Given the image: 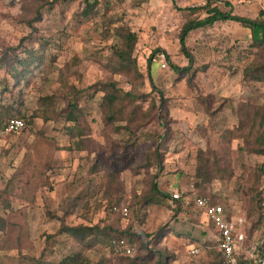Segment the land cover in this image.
<instances>
[{"label": "rangeland", "instance_id": "rangeland-1", "mask_svg": "<svg viewBox=\"0 0 264 264\" xmlns=\"http://www.w3.org/2000/svg\"><path fill=\"white\" fill-rule=\"evenodd\" d=\"M52 1L0 0V127L8 119L27 124L0 147V264H59L76 252L90 264H120L104 244L85 248L60 234L61 222L147 236L130 241L132 257L150 252L145 264L159 255L165 264H222L200 211L170 199L155 203L153 182L168 197L177 192L188 202L201 196L224 206L243 221L247 242L264 239V157L252 152L264 141V82L244 80L247 66L264 63L263 47L251 29L218 21L187 36L188 74L180 79L170 68L188 64L182 26L206 17L203 9H183L210 4L264 21V0H98L87 18L83 0L45 5ZM122 26L136 35L140 76L103 66ZM155 50L161 58L148 70ZM109 82L136 94L141 127L105 122L101 90ZM72 95L77 122L66 119ZM197 167L216 178L202 183ZM113 207L127 208L128 216Z\"/></svg>", "mask_w": 264, "mask_h": 264}, {"label": "trees", "instance_id": "trees-1", "mask_svg": "<svg viewBox=\"0 0 264 264\" xmlns=\"http://www.w3.org/2000/svg\"><path fill=\"white\" fill-rule=\"evenodd\" d=\"M59 0H54L50 3L45 2V5L52 6L53 3L58 2ZM83 3L85 4L84 9L82 11L81 16L82 17H89L92 15L94 8L96 5H98V0L90 1V0H83ZM198 9L205 10L206 17L203 19H197V20H189L187 21L181 28L180 35H179V43L181 47V52L184 54V56L188 60L187 66L183 68H179L176 65L170 64V68L172 71L178 74V76L183 78L184 74H188L191 71V65L193 63V57L187 52L185 48V40L187 36L197 29H204L207 26H211L214 23L218 21H225V20H233L239 24H241L244 27H247L251 29L252 35L254 37L253 41L257 43L258 46H262L264 50V21L260 19H249V18H242L239 16H233L230 13H224L221 12L216 6L211 7L210 4H206L202 8H185L182 11H188L191 13H194ZM38 16L34 18V21H37ZM117 36L119 38V47L115 49H111L109 56L106 57V62L103 64V66L109 70L111 73L114 74H124L129 75L133 73L132 75L140 76L137 72V66H136V60L133 58V51L135 49V45L137 42V38L135 33L131 32L127 27L122 26L118 28ZM257 33V34H255ZM161 58V53L159 50H155L152 52V54L147 59V69L149 70L151 64L155 60H159ZM166 61H168V58L166 57ZM262 66L253 63L251 66H247L244 69V80L245 81H252V82H264V63L261 64ZM262 72H261V71ZM150 74V73H149ZM148 74V75H149ZM150 81L151 77L149 75ZM103 89L101 90L103 92L102 97V103L101 108L104 113L105 122L107 123H114L119 120L122 121H130V122H136L138 127H141L142 124L137 120L136 115L138 111H135V106L133 105L134 101L137 99V96L134 92L129 91L127 93L122 92L121 90L117 89L115 86V83L109 82L107 84H103ZM72 97L68 98L67 106H68V115L67 120L72 122H77V113H78V103L76 100H74ZM129 105L130 110L125 114V109ZM159 109H162L161 103H159ZM140 112V111H139ZM165 115V112L162 113ZM5 116V114L3 115ZM2 114L0 116V122L2 120ZM126 118V119H125ZM165 116H162L161 118V124L164 130H167V122H165ZM264 120V114L260 117V123ZM24 121V120H23ZM25 122V121H24ZM128 122V123H130ZM26 123V122H25ZM27 125V124H26ZM259 148L252 149L253 154L257 156L264 157V141H262L260 138L258 140ZM196 178L201 179L202 183H208L213 178L210 171H203L201 168L197 167L196 170ZM151 194L154 196L155 203H159L161 201H164L166 199H170L167 195L161 192L159 187L155 182L152 183L151 186ZM181 197L182 194H180ZM168 197V198H167ZM201 197V196H197ZM205 198V197H203ZM159 200V201H158ZM171 200V199H170ZM169 200V201H170ZM172 201V200H171ZM152 203L151 200H147V203ZM190 203V204H189ZM187 205H193L195 209L200 211L201 210L196 207L195 203L193 202V199L190 200ZM212 205H219L217 203L210 202ZM186 205V206H187ZM222 206V205H221ZM226 215V218H229L224 206H222ZM117 211H113V208L111 210L114 213L120 214L122 217L123 214L121 212V209L123 207H116ZM129 214V212H128ZM127 214V216H128ZM126 216V217H127ZM163 231V230H161ZM60 234H65L72 239H74L78 244L84 246L85 248H93L99 244H104L105 248L112 253V255L119 257L120 264H145L148 263L151 260V255L147 253L145 256L141 257H132L130 256H122V255H116L114 254L112 250V245L114 242L119 240H125L133 249V246L131 245L130 241H132L134 238H141L147 237L142 234L135 235L134 232H130V230L127 228L124 231H117L112 226H87V225H76V226H67L63 222H61V226L59 229ZM163 232H159L153 236L157 239L162 236ZM129 238V239H127ZM152 240V241H153ZM155 241V240H154ZM264 243V239L254 243L258 246L260 249L262 244ZM252 243L247 242L246 239L243 240L241 243V249H244L245 247H249ZM157 262L154 264H161L162 257L158 256ZM160 262V263H159ZM108 262L103 261L99 262L97 264H107ZM59 264H90L89 260L82 255L80 252L73 253L71 255L66 256L63 258ZM110 264V263H108ZM162 264H165V261H163Z\"/></svg>", "mask_w": 264, "mask_h": 264}, {"label": "built area", "instance_id": "built-area-1", "mask_svg": "<svg viewBox=\"0 0 264 264\" xmlns=\"http://www.w3.org/2000/svg\"><path fill=\"white\" fill-rule=\"evenodd\" d=\"M26 127V123L23 120H6L0 127V143L2 137L17 134L26 129ZM169 197L173 202L180 203L182 206H186L189 203L187 198L181 197L177 192L170 194ZM193 202L218 235L217 250L221 256L222 264H264V243L260 249L254 243L241 249L240 245L245 239L239 230V226L243 223L242 220L231 217L226 218L223 207L210 204L206 198L194 196ZM113 211H117V208L113 207ZM121 212L126 217L128 209L123 207ZM112 250L114 254L122 256H130L133 252L132 247L125 240L114 242ZM190 252L196 254L198 250L192 248Z\"/></svg>", "mask_w": 264, "mask_h": 264}, {"label": "crops", "instance_id": "crops-1", "mask_svg": "<svg viewBox=\"0 0 264 264\" xmlns=\"http://www.w3.org/2000/svg\"><path fill=\"white\" fill-rule=\"evenodd\" d=\"M3 138L4 137H2V141H1V143H0V147L3 145V143L5 144V142L3 141ZM204 217V216H203ZM205 221H206V219H205ZM207 222V221H206ZM208 223V222H207ZM208 224H210V223H208ZM211 225V224H210ZM212 226V225H211ZM213 228V227H212ZM214 230V229H213ZM214 233H215V238H216V244H217V246H218V235H217V233L214 231ZM192 248H194V247H192ZM192 248H190L189 249V251L192 249ZM219 253V252H218ZM222 260V259H221Z\"/></svg>", "mask_w": 264, "mask_h": 264}]
</instances>
